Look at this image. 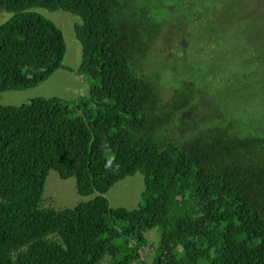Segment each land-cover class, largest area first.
Returning a JSON list of instances; mask_svg holds the SVG:
<instances>
[{
	"label": "trees",
	"instance_id": "obj_1",
	"mask_svg": "<svg viewBox=\"0 0 264 264\" xmlns=\"http://www.w3.org/2000/svg\"><path fill=\"white\" fill-rule=\"evenodd\" d=\"M242 3L264 17L263 0ZM36 8L80 18L77 72L92 83L86 100L0 106V264H264V135L237 122L200 131L188 88L162 100L140 71L163 21L137 18L127 0H0L13 14L0 25V93L62 68V33ZM50 171L97 196L40 208ZM136 173L141 203L110 208L104 195Z\"/></svg>",
	"mask_w": 264,
	"mask_h": 264
},
{
	"label": "clouds",
	"instance_id": "obj_2",
	"mask_svg": "<svg viewBox=\"0 0 264 264\" xmlns=\"http://www.w3.org/2000/svg\"><path fill=\"white\" fill-rule=\"evenodd\" d=\"M173 18L182 21L173 46L154 54L143 75L163 93L188 88L200 131L237 122L264 135V17L242 0H177ZM181 115L171 116L167 134L176 136Z\"/></svg>",
	"mask_w": 264,
	"mask_h": 264
},
{
	"label": "rangeland",
	"instance_id": "obj_3",
	"mask_svg": "<svg viewBox=\"0 0 264 264\" xmlns=\"http://www.w3.org/2000/svg\"><path fill=\"white\" fill-rule=\"evenodd\" d=\"M127 2L129 4L128 12L135 13L137 18L152 19L155 23L163 21L160 32L142 63L140 73L143 74L154 54L173 46L174 39L178 33V26L182 25V21L173 18L177 0H127ZM32 11L50 20L61 31L66 46L62 68L58 69L49 79L34 88L0 93V106L18 107L27 105L31 100L37 98H57L65 101H78L79 98L86 100L92 81L85 74L77 72L82 61V55L81 45L75 37L74 27L80 24V18L61 10L49 11L43 8H36L32 9ZM12 17V13L0 10V25L9 21ZM160 94L162 100L167 101L170 99L172 93L160 91ZM75 113L79 114V112ZM191 114V119L200 128L202 122L193 112ZM188 121L189 119L186 120V122ZM178 132L179 130L176 128V135H178ZM167 133L168 127L166 128ZM143 190V176L140 173H136L114 184L104 197L112 209L126 208L133 210L141 203ZM96 196V193L89 196L79 195L74 178L62 180L55 171H50L44 184V191L39 207L58 211L70 209L79 204L86 203ZM145 236L148 245L151 248H155L159 240L157 230H150ZM145 250L146 253L150 251L147 248ZM105 263L102 261L100 264Z\"/></svg>",
	"mask_w": 264,
	"mask_h": 264
}]
</instances>
